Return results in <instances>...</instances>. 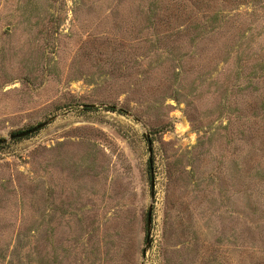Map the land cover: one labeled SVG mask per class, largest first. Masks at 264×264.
Listing matches in <instances>:
<instances>
[{
	"label": "rangeland",
	"instance_id": "obj_1",
	"mask_svg": "<svg viewBox=\"0 0 264 264\" xmlns=\"http://www.w3.org/2000/svg\"><path fill=\"white\" fill-rule=\"evenodd\" d=\"M46 121L0 264H264V0H0V139Z\"/></svg>",
	"mask_w": 264,
	"mask_h": 264
},
{
	"label": "water",
	"instance_id": "obj_2",
	"mask_svg": "<svg viewBox=\"0 0 264 264\" xmlns=\"http://www.w3.org/2000/svg\"><path fill=\"white\" fill-rule=\"evenodd\" d=\"M48 123H49V121L42 122L40 124H37L36 126H33L32 128H30L28 130L22 131L20 133L11 134L8 139L7 138L0 139V144H3L5 142H7L8 140H15V139H20V138H25L27 136H30V135L36 133L37 131H39L40 129H42ZM149 163L151 164V160H149ZM151 187L153 189V182L151 183ZM151 196H153V191L151 192ZM151 213H152V208L150 207L148 210V213H147V227H148V234L146 236L147 244H148L149 239H150L149 228H150V224H151Z\"/></svg>",
	"mask_w": 264,
	"mask_h": 264
},
{
	"label": "trees",
	"instance_id": "obj_3",
	"mask_svg": "<svg viewBox=\"0 0 264 264\" xmlns=\"http://www.w3.org/2000/svg\"><path fill=\"white\" fill-rule=\"evenodd\" d=\"M87 110H90L91 109V106H87V108H86ZM30 128H32V127H30ZM30 128H28V129H30ZM27 129V130H28ZM23 131H25V130H23ZM20 132H22V131H17V132H15V133H20ZM15 133H13V134H15ZM28 137H31V135L30 136H28ZM27 137V138H28ZM15 140H17V139H15ZM14 141V140H13ZM3 145L2 144H0V147H2Z\"/></svg>",
	"mask_w": 264,
	"mask_h": 264
}]
</instances>
